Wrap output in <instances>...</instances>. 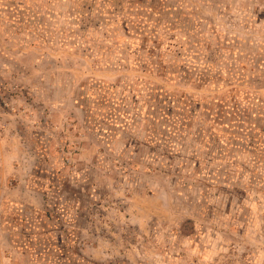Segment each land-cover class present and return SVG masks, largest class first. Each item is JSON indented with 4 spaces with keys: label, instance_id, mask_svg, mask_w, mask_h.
Segmentation results:
<instances>
[{
    "label": "rangeland",
    "instance_id": "1",
    "mask_svg": "<svg viewBox=\"0 0 264 264\" xmlns=\"http://www.w3.org/2000/svg\"><path fill=\"white\" fill-rule=\"evenodd\" d=\"M123 1L182 19L157 52L175 75L0 0V264H33V232L82 264H264V0ZM53 2L60 27L81 4Z\"/></svg>",
    "mask_w": 264,
    "mask_h": 264
},
{
    "label": "crops",
    "instance_id": "2",
    "mask_svg": "<svg viewBox=\"0 0 264 264\" xmlns=\"http://www.w3.org/2000/svg\"><path fill=\"white\" fill-rule=\"evenodd\" d=\"M53 2V0H48ZM81 4L78 6H75L74 8L70 9L68 12V16L64 20V27H60L59 25V19L61 16L59 14H56L53 9H50V3L41 4L35 6L34 14L29 16V20L27 23H31L36 26L37 30L40 28H47L50 32H54L56 30H63V28H68L74 30L73 35H76V40L78 39V43L87 44V38L91 36L89 33L90 29H94L95 32L102 35L101 42L103 45H108L106 42H110L109 44H114L113 37L118 34L119 32L123 33L126 30H123L126 28L128 32H126L132 39H134L135 42H139V45L142 46L143 43H145V40L154 32L159 31V33H162V30L165 28H170V31L172 30H179V27L182 26V19L179 18V20L171 19V15L168 14L170 11V8H161V7H149V8H143L140 7V9H136V5L130 1L125 3L123 0H79ZM54 3V2H53ZM77 3V2H76ZM21 7L22 4H19ZM139 7V6H138ZM25 10V9H24ZM23 11V10H22ZM19 14L18 18L21 20L24 17L25 13ZM135 11H138L136 13L141 14V16H136ZM81 14L83 17H81ZM85 20L86 22H82V20ZM45 25V26H44ZM90 26L89 30H85L86 26ZM118 26V27H117ZM123 27V28H121ZM51 33V34H52ZM70 35V36H73ZM67 36V37H70ZM159 40V39H158ZM161 40V36H160ZM96 43V42H95ZM97 47H101L99 51H97V54L100 57H103L104 54L107 52L106 46H103L102 44H96ZM133 45H124V47L121 48V51L123 54H127L133 50ZM149 53V52H148ZM124 57V55H119ZM158 57L154 56H146L145 62H142V60H137L136 64H134V67L140 68L141 70L147 71L149 73L157 74L158 76H165V75H175L176 72H170L172 71L170 68L165 66L166 73L161 72V61L157 59ZM120 63L125 62L124 59L118 60ZM165 63V62H164ZM165 74V75H164ZM122 84H125L122 82ZM130 84H128L127 90H131ZM104 88V86H103ZM117 90V89H116ZM126 93V92H125Z\"/></svg>",
    "mask_w": 264,
    "mask_h": 264
},
{
    "label": "trees",
    "instance_id": "3",
    "mask_svg": "<svg viewBox=\"0 0 264 264\" xmlns=\"http://www.w3.org/2000/svg\"><path fill=\"white\" fill-rule=\"evenodd\" d=\"M136 12L138 11H135V13ZM136 16L142 17V15L138 13H136ZM81 17L84 18L82 14H81ZM82 22L85 23L86 21L83 19ZM84 28H86L84 29V31L89 30L90 26L87 25ZM39 30L44 31L45 33H47V35L48 34L51 35L52 33L46 27L40 28ZM123 30H126V32L129 33V31L126 28H124ZM73 33H74V30H72L71 32V29H68V28H63V30L60 31V35L62 36V38L73 35ZM86 34H90V33H86ZM87 41L89 43L88 38H87ZM103 41L104 40H102V42ZM159 41H160L159 31L154 32L145 40L146 49L149 50L148 51L149 54H151L154 57H157V52L159 50V47H158ZM107 43L109 44L110 42H107ZM149 43L151 44L149 45ZM84 47L88 51L94 50L93 46L91 47L89 46V44H86ZM157 59H159V57ZM159 61H161V64H160L161 72H166L165 71L166 69L164 66L165 63L162 60H159ZM37 229L38 228L35 227V230ZM21 244H22L21 247L23 250H26V252H30V254L33 255V264H82V261H83V260H77V257H74V256H71L72 258L66 257L64 253L65 252L64 248H59L49 239L45 240V238H43V240H41V234H38L35 232H33L31 239L25 240ZM77 256L80 257L79 254ZM87 264H97V263L88 262Z\"/></svg>",
    "mask_w": 264,
    "mask_h": 264
}]
</instances>
